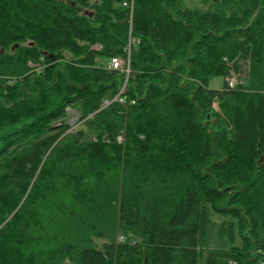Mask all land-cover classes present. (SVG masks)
Here are the masks:
<instances>
[{
  "label": "trees",
  "instance_id": "obj_1",
  "mask_svg": "<svg viewBox=\"0 0 264 264\" xmlns=\"http://www.w3.org/2000/svg\"><path fill=\"white\" fill-rule=\"evenodd\" d=\"M124 1L0 0V264H263L264 0Z\"/></svg>",
  "mask_w": 264,
  "mask_h": 264
},
{
  "label": "built area",
  "instance_id": "obj_2",
  "mask_svg": "<svg viewBox=\"0 0 264 264\" xmlns=\"http://www.w3.org/2000/svg\"><path fill=\"white\" fill-rule=\"evenodd\" d=\"M133 5H134V0H125L122 3L123 8L127 9L129 11V21L131 20L132 17V12H133ZM134 43V41L132 39H129L127 47L125 49L127 56L126 59L123 60L119 57H114V58H110L108 61V65L105 67L107 70L109 71H113V72H118L121 74H125L126 77L129 75V52H130V47L131 45ZM237 81L234 77H231L228 80V86L230 88H233L234 86H236ZM124 91V86L121 88L120 92L117 94V96L113 99L114 102L119 103L121 106H125V100L122 96V92ZM109 103H106V105H108ZM131 104H134L133 101H131ZM119 142H122V139L119 138L118 139ZM116 242L117 243H121V242H129L130 244H133L134 241L131 238H127L124 237L122 235H118L116 238Z\"/></svg>",
  "mask_w": 264,
  "mask_h": 264
},
{
  "label": "rangeland",
  "instance_id": "obj_3",
  "mask_svg": "<svg viewBox=\"0 0 264 264\" xmlns=\"http://www.w3.org/2000/svg\"><path fill=\"white\" fill-rule=\"evenodd\" d=\"M182 7L190 10H198L201 12L204 11H215V4L212 0H181ZM101 64L105 65V67L108 65V61H102ZM222 86V79L221 78H214L209 83L210 89H219ZM79 118L78 112L75 110H68L67 111V122L69 123L72 128H75L77 126V120ZM121 138V136L118 137V139ZM122 139V138H121ZM119 142V141H118ZM264 264V263H263Z\"/></svg>",
  "mask_w": 264,
  "mask_h": 264
}]
</instances>
